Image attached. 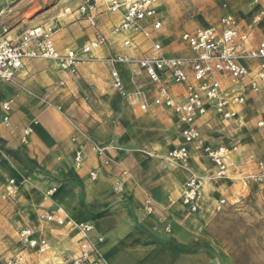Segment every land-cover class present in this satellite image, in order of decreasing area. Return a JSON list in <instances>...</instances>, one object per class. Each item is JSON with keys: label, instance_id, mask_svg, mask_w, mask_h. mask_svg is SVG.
Segmentation results:
<instances>
[{"label": "crops", "instance_id": "0c3cea01", "mask_svg": "<svg viewBox=\"0 0 264 264\" xmlns=\"http://www.w3.org/2000/svg\"><path fill=\"white\" fill-rule=\"evenodd\" d=\"M81 2L0 0V36L16 40L33 26L53 24L57 50L64 46L79 49L99 30L107 43L93 55L111 54L118 49L121 39L110 32L112 25L120 20V13L108 11L103 0H96V26H91L77 10ZM249 3L256 5L254 0ZM166 8L163 3L157 8V17L162 22L158 37L165 53H191L180 35L193 30H184L170 39L167 19H163ZM226 14L230 13L223 15ZM134 42L137 49L129 51L132 54H141L148 47L141 35ZM118 68L128 90L135 84L152 90L147 76L137 65ZM61 80L63 84L59 83ZM111 87L106 64L83 62L77 74H70L54 60L43 58L25 60L13 82L0 80V193L9 179L18 183L15 197L18 210L30 223L20 228L41 230L49 242V250L54 243L62 242L61 246L75 253L77 231L68 224L57 225L38 216L42 210L60 207L70 220L93 225L90 235L103 237L100 246L111 264H264L262 245L246 238V231L248 234L251 231L244 215L247 192L234 181L239 170L232 166L239 163L237 156L230 164L227 178L204 183L199 208L190 211L180 200L185 181L191 174L205 177L215 169L203 151L193 154L192 150L198 147L202 150V146L209 144L201 140L190 145L187 167L166 159V152L172 146L165 152L153 146L142 148L141 125L150 121L148 124L164 123L176 128L175 115L162 106L151 105L148 110H141L126 100L130 105L127 112L120 102L121 95ZM172 91L180 94L181 99L184 86L174 85ZM5 100H12L8 112L10 127L2 120L1 103ZM65 116L107 148L110 164L101 165L102 157L96 155L90 144H85L83 162L79 167L74 165L76 146L70 139L73 131ZM26 127L31 132L23 142L21 131ZM92 170L97 172L94 180L89 176ZM123 170L128 171L127 176L122 174ZM122 181L123 190L118 192L116 186ZM52 186L56 190L45 197V191ZM147 197L153 200L151 213L143 208ZM220 199L225 203L217 210ZM233 226L238 233L234 234Z\"/></svg>", "mask_w": 264, "mask_h": 264}, {"label": "built area", "instance_id": "2783aa9c", "mask_svg": "<svg viewBox=\"0 0 264 264\" xmlns=\"http://www.w3.org/2000/svg\"><path fill=\"white\" fill-rule=\"evenodd\" d=\"M103 1L108 11L120 13V20L110 29L111 34L121 37L117 50L106 56L93 55L95 50L107 43L106 36L99 30L79 49L64 46L57 50L54 42L55 26L39 24L25 30L16 40L4 35L0 37V80L13 82L24 67L25 60L33 58L54 60L60 69L70 74H77L78 67L83 62L106 64L109 67L111 85L123 98L141 110H148L151 105H155L173 112L180 141L167 150L166 159L187 167L191 158L190 145L200 142L202 138L198 125L201 117L211 113L221 120L240 121L241 110L248 104L251 95L264 93V38L255 37L256 26L264 21V8L257 11L249 21L226 14L217 25L184 31L180 40L191 53L170 55L165 53L158 37L162 27V22L157 17L160 0ZM77 10L89 25L96 26V0H82ZM137 35L148 42V47L141 54H132L129 51L137 49L134 42ZM133 65L143 70L152 90L137 84L132 90L126 88L118 66ZM59 83L63 84V81ZM174 85L184 86L181 99L180 94L172 91ZM11 103L12 100L1 103L4 111L2 120L8 127L11 126L8 115ZM48 105L51 106L50 103ZM65 117L73 131L70 139L76 146L74 165L79 167L83 162L85 144H90L96 155L102 157L101 165L110 164L112 159L106 157L107 148L95 142L73 119ZM257 125L263 126L264 120H258ZM11 131L14 129L11 128ZM30 132V127L21 131L23 142ZM202 151L215 169L205 177L191 174L185 181L180 200L192 212L199 208L204 183L227 178L231 167L227 161L226 147L204 145ZM122 174L127 176L128 171L123 170ZM89 176L92 180L96 179V170H92ZM235 179L243 186L255 183L264 187V158L257 159L251 170H239ZM55 190V186L47 189L45 197L51 196ZM122 190L123 181L116 186V191ZM17 193L18 183L9 179L0 193V199L13 200ZM224 203L225 200L220 199L215 208L221 209ZM143 208L147 213L152 212L153 200L150 197L145 199ZM38 216L41 220L55 222L57 225L68 224L77 231V250L67 260L68 264H111L104 257L100 246L103 237L93 238L90 235L93 230L91 223L70 220L60 207L53 211L42 210ZM40 231L24 226L18 230V240L25 249L47 252L49 242ZM0 264L30 263L25 256L19 254L0 260Z\"/></svg>", "mask_w": 264, "mask_h": 264}, {"label": "rangeland", "instance_id": "374dc122", "mask_svg": "<svg viewBox=\"0 0 264 264\" xmlns=\"http://www.w3.org/2000/svg\"><path fill=\"white\" fill-rule=\"evenodd\" d=\"M250 1L160 0L159 3L167 5V8L163 9V19H167V34L171 39L184 30L217 25L225 13H230L243 21H249L255 14L256 8H264V0H257L256 5H250ZM255 37L256 39L264 38V21L256 26ZM96 67L103 69L101 65ZM111 89L115 91L113 87ZM120 98L124 110L129 112L130 105L127 103V99L122 96ZM240 115V121L221 120L209 113L201 117L198 123L202 133L201 142L215 147H226L228 163L232 164V160H235L237 156V160L240 161L232 166L236 171L244 169L245 172L253 169L257 159L264 158V125H257L258 120H264V93L252 94ZM149 122L141 125L143 132L139 133V142L143 144L142 148L147 149V147L153 146L155 150L165 152L170 146H174L180 141V135L175 125L173 127L164 123L152 125L148 124ZM200 151L202 153L201 148L198 147L194 148L192 153L200 154ZM244 190L247 192L244 195V215L247 222L252 224L264 218V187L250 183L244 186ZM19 207L16 198L12 201L0 200V260L20 254L25 256L30 264H68L67 260L74 253L67 246H61L62 242L54 243L50 250L43 253L25 249L21 245L18 240V230L22 224L29 222L23 219L21 211L18 210ZM231 213L232 211H228V214ZM233 228L234 234L238 233L235 226ZM262 228L264 227L254 228L246 235V238L248 242L255 241L264 248V230ZM261 254L264 256V252Z\"/></svg>", "mask_w": 264, "mask_h": 264}, {"label": "trees", "instance_id": "16d2710c", "mask_svg": "<svg viewBox=\"0 0 264 264\" xmlns=\"http://www.w3.org/2000/svg\"><path fill=\"white\" fill-rule=\"evenodd\" d=\"M259 226L264 227V218H261L260 220H257L255 223L253 222L252 224L249 225L248 229L249 230H254V228H257ZM262 230H264V228H262ZM245 233V232H244ZM247 231H246V235H247Z\"/></svg>", "mask_w": 264, "mask_h": 264}]
</instances>
